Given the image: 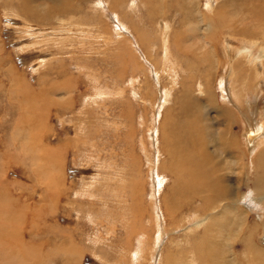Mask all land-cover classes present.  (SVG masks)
Instances as JSON below:
<instances>
[{
    "label": "rangeland",
    "instance_id": "1",
    "mask_svg": "<svg viewBox=\"0 0 264 264\" xmlns=\"http://www.w3.org/2000/svg\"><path fill=\"white\" fill-rule=\"evenodd\" d=\"M181 34L184 53L173 49ZM163 35L169 52L158 61ZM263 59L264 0H0V264H187L190 250L209 263L211 236L219 262L264 264V175L243 182L242 164L258 161L245 140L251 116L244 123L235 110L240 100L232 98L229 115L209 117L243 170L220 158L218 174L206 172L217 161L206 136L170 132L175 149L164 136L182 118L187 66L212 63L231 90L257 72L242 88L247 99L264 84ZM259 99L264 119V91ZM204 173L231 189L221 204L208 201ZM51 174L60 184L64 175L59 198ZM69 246L79 254L70 258Z\"/></svg>",
    "mask_w": 264,
    "mask_h": 264
},
{
    "label": "bare ground",
    "instance_id": "2",
    "mask_svg": "<svg viewBox=\"0 0 264 264\" xmlns=\"http://www.w3.org/2000/svg\"><path fill=\"white\" fill-rule=\"evenodd\" d=\"M38 6L40 7V4H38ZM24 7L25 6H22V8H24ZM27 8H28V12L24 11V9L21 10V11H23L25 14H33V15L36 14L37 11L34 8H32V7H27ZM217 19L220 21L219 23H223V22L227 21L224 16L218 17ZM187 20H188L189 27L187 28L186 32H189V31H191L193 29L194 21H192L190 18H187ZM225 26H226V24L223 25L222 27H225ZM30 28H33V27H30ZM29 30H32V29H29ZM167 37H168V34H167ZM181 37H182V34L177 36V42L175 43L173 49L174 48L177 49L176 52L184 53L186 48L181 47V45H180L179 39ZM162 39H163L164 49L161 50L162 57L159 58L158 61L163 59V58H167L168 57L167 55H168V52H169V50L166 48V43H168V41L166 40V36L163 35ZM127 42H130L131 45L135 44V42L134 41L132 42L131 40L127 41ZM226 50H227V55L231 56L232 51H233L232 42H230V41L226 42ZM121 58L123 59V57H121ZM149 58H147V59L149 61H152ZM159 63H161L159 65L161 67L163 63L161 61ZM212 66H213L212 63H207V64L198 63L197 65L187 66L186 67L188 75H189V83L186 84L185 86H182L181 87V91L178 94V97L179 96L181 97V100H180L179 104L182 106V108H181L182 118H181V120H178V121H175L174 123H171V125L169 124V126H167V128H166V134L164 133V136L166 137V140H167V142L169 143V146L172 149H175V143H174V141H172L168 137L170 132H174V131H178V130H188L191 133L192 136H195V137L206 136L205 139H206L207 143L210 145L211 148H213L215 150V151L213 150V158L215 160L222 158L224 160V162H223V164L225 166L224 168L227 167L229 169V167H230V169H232L234 166H236L235 167L236 169H239V170L242 169L243 170L244 167H245V170H248V171H246L247 175L245 176V180L243 182L252 179V177L254 178V176L257 177V172H259V175L263 176L264 174L261 172V167L259 165V162L261 163V161H262V164L264 165V119H257V117H258V114H259L260 110H262V109H259L258 102H260L259 98L261 97L262 91H264V88H263L264 84L261 81H259L257 83L256 94L254 96H251L250 98H247V99L243 98V95H245L247 93L242 90L244 85L249 84L250 83L249 81L253 80L256 76L259 78L260 74L258 75L257 72L250 71V73L247 76V78L244 81H242V82L236 83L235 87L231 90V84L227 83V82H225L223 80L224 70H222L221 73L218 74L215 70L211 69ZM263 66H264V59H263L262 67ZM163 70L164 69L161 68L162 72H163ZM176 72H173L172 74H168L167 75V77H169L171 79L172 87H174V85H175V79L177 77V73ZM135 79H134V77H132L129 80L128 84L130 86L132 84H134L135 83ZM217 86L219 87L218 89H219L220 97H218V93H217V90H216ZM228 88L231 90V93H230L231 98L230 97L227 98V95L229 93V89ZM175 89L176 88H174L171 91V101L173 100V94L172 93H174ZM119 95H120V91L118 92L117 96H119ZM169 95H170V93L168 94V92H165L163 95H161V99L163 97V103L164 104H166L169 101L168 100V96ZM178 97H177V100H178ZM234 97H236V98H238L240 100L239 101L240 102L239 108L235 109L237 114H238V118L241 117L243 119V122L248 124L250 122H248V120L246 119V115L251 116V119H250L251 125L249 126V128L252 129L253 131H251V132H249L248 134L245 135V140H246V144H247L246 146L247 147L251 145V149H252V154L251 155H254V154L257 153V155L255 157V160L258 161V162L255 163V164H253V162L252 163L248 162L247 165L242 164L244 167L240 164V160H242L243 158H235L232 155L231 152H228L227 148L221 146V141H222L221 133L218 132L215 129V124L217 122L216 118H215V114H213L214 116H212V118L209 117L210 110H215L218 114H227V115H229L230 114V110L232 108V101L231 100ZM220 99L222 100V103L219 104L218 102H220L219 101ZM252 99H253V102L251 101ZM217 116H219V115H216V117ZM202 117H204V120L201 122L200 118H202ZM171 119H172V117H171ZM154 122H155V120H154ZM170 122L171 121H169V123ZM258 122H260V125H258ZM167 123H168V120H167ZM211 130H212V132L210 133ZM153 131H155V129L151 128L149 130L150 134H152ZM214 131L216 132V136H215L216 139H213V135H214L213 132ZM150 138H152V136H150ZM151 143H153V142H151ZM36 146H38V145H36ZM210 147L208 145H205V147L202 149L203 155H204L205 150H210L209 149ZM247 147H246V149H247ZM258 148L260 150H258ZM224 149H225V151H221V150H224ZM28 151H30V150H28ZM225 152H227V153H225ZM55 159H56V155L54 157V161H55ZM147 159H153L152 155L148 156ZM217 163H218V160L216 161L214 166H210L209 165L207 167L206 172H208L210 170V168L212 167L211 170L209 171V173L210 172L216 173L217 172L216 171L217 170V166L219 165V163L218 164ZM55 168H56V166L54 167V170H55ZM38 169H39V167H38ZM216 174H218V173H216ZM212 179H213V177H208L207 174L204 173L203 184H205V186L211 192V199H209L208 201H211L212 203L218 205L219 203L221 204L223 202L225 196H227L229 194L231 189L228 188V186H226V187L224 186L225 188H223L221 185L220 186H215L213 184L214 181ZM62 181H64V175H62V177H61V184H60V181L57 178H55L53 176V174H51V183L50 184L53 187V191H54L53 194L60 195V192L65 189V187H62ZM222 184H226V183L223 182ZM215 187H218L219 192L217 191V189H215ZM220 187H222V188H220ZM193 189H194V187L191 186L189 191L190 192H194ZM257 189H259L261 191L264 190V183H260V184L258 183L257 184ZM83 190L85 191V189H83ZM183 195H185V198H188V196H189V194H186V193L183 194ZM57 197L59 198L60 196L56 195V198ZM111 197L114 200H117L118 197H119V193H117V195L115 194V195H113ZM57 201H59V200H57ZM187 202H189V200H187ZM55 203H56V201H55ZM57 204L58 203H56V205ZM56 205L54 207H56ZM56 208H55V210H56ZM55 213H56V211H55ZM106 218H107V216H106ZM210 222H211V226H210L211 227L210 228L211 231L213 233L215 232L216 224H217V232H218L220 223L222 222L221 219H217L216 222L211 220ZM190 231H191V229H190ZM263 237H264V235L262 236V239H263ZM211 238L214 239V237H212V236L209 237L208 245H209V252L211 253V260H214V262L207 263L206 259H204L202 257V254H198V253H195V252L190 250L188 252V256L189 257H188V260H187V264H195L196 261L194 260V257L198 258L197 260H199V259L202 260L201 261L202 264H215V263L217 264V262H219L218 261L219 259L218 258L216 259V255L218 257V254L214 252V248H213V245H212L213 241L211 242V240H212ZM233 240H234V237H233ZM219 248H220V251L222 250L221 253H222V256H223V254H225L227 252V245L222 247L219 244ZM140 249H142L141 245H140ZM67 250L70 251V258H72V256L74 257L76 254H79V252L75 248V246L67 248ZM252 250H253V252H255V249H252ZM139 251H142V250H139ZM139 253L140 252H137L133 256L134 262L139 261V259H138V258H140L139 257ZM213 257H215V258H213ZM227 261H228L227 259L220 260L219 264H226Z\"/></svg>",
    "mask_w": 264,
    "mask_h": 264
},
{
    "label": "water",
    "instance_id": "3",
    "mask_svg": "<svg viewBox=\"0 0 264 264\" xmlns=\"http://www.w3.org/2000/svg\"><path fill=\"white\" fill-rule=\"evenodd\" d=\"M263 240H264V237H263Z\"/></svg>",
    "mask_w": 264,
    "mask_h": 264
}]
</instances>
